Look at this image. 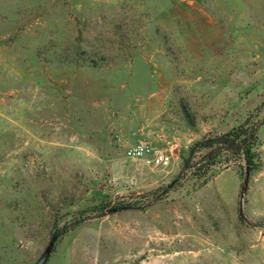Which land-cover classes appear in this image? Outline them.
<instances>
[{
	"label": "rangeland",
	"instance_id": "374dc122",
	"mask_svg": "<svg viewBox=\"0 0 264 264\" xmlns=\"http://www.w3.org/2000/svg\"><path fill=\"white\" fill-rule=\"evenodd\" d=\"M246 120L245 221L242 159L183 163ZM65 226L45 264H264V0H0V264Z\"/></svg>",
	"mask_w": 264,
	"mask_h": 264
},
{
	"label": "trees",
	"instance_id": "16d2710c",
	"mask_svg": "<svg viewBox=\"0 0 264 264\" xmlns=\"http://www.w3.org/2000/svg\"><path fill=\"white\" fill-rule=\"evenodd\" d=\"M257 129V124H253L251 127H248L246 120L244 124L232 129L227 133L208 137L196 142L190 148V157L184 161L183 169L188 170L190 168H193V174L197 176V178H202L208 171L209 166H213L218 162L217 160L219 156L229 153L231 156L236 157V159H242L243 161L246 160L249 165V172L251 175V173L254 172L258 167L256 161V153L254 151V148L257 145L258 138ZM201 149L209 150L206 155L207 161L205 159V165L200 164L199 166H197L201 162L191 163V156H193L195 152ZM205 183L206 180L203 182V184ZM123 208L128 207H116L110 209V212L121 210ZM67 228L68 227L65 226L63 230H60L59 236L67 232Z\"/></svg>",
	"mask_w": 264,
	"mask_h": 264
},
{
	"label": "built area",
	"instance_id": "2783aa9c",
	"mask_svg": "<svg viewBox=\"0 0 264 264\" xmlns=\"http://www.w3.org/2000/svg\"><path fill=\"white\" fill-rule=\"evenodd\" d=\"M180 142L174 137L160 139L159 145L137 144L126 149V155L143 161L152 169L165 171L178 160Z\"/></svg>",
	"mask_w": 264,
	"mask_h": 264
},
{
	"label": "water",
	"instance_id": "95a60500",
	"mask_svg": "<svg viewBox=\"0 0 264 264\" xmlns=\"http://www.w3.org/2000/svg\"><path fill=\"white\" fill-rule=\"evenodd\" d=\"M244 167H243V179H242V184H241V189H240V194H239V204H238V213L239 217L243 220H247L245 213H244V200L246 197V191H247V186H248V181L250 177V172H249V165L246 160L243 161ZM59 233H55L52 235V237L49 240L48 245L46 246L45 250L39 257V259L36 261L35 264H45L51 251L53 250L54 244L56 240L58 239Z\"/></svg>",
	"mask_w": 264,
	"mask_h": 264
}]
</instances>
